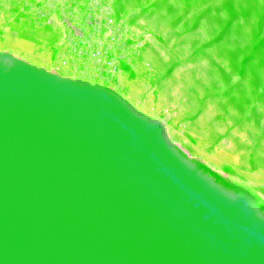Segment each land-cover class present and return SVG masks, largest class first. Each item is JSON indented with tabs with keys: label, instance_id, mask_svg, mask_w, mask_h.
I'll list each match as a JSON object with an SVG mask.
<instances>
[{
	"label": "water",
	"instance_id": "water-1",
	"mask_svg": "<svg viewBox=\"0 0 264 264\" xmlns=\"http://www.w3.org/2000/svg\"><path fill=\"white\" fill-rule=\"evenodd\" d=\"M0 264H264V200L118 93L0 53Z\"/></svg>",
	"mask_w": 264,
	"mask_h": 264
},
{
	"label": "rangeland",
	"instance_id": "rangeland-1",
	"mask_svg": "<svg viewBox=\"0 0 264 264\" xmlns=\"http://www.w3.org/2000/svg\"><path fill=\"white\" fill-rule=\"evenodd\" d=\"M117 4L154 38L148 51L158 72L156 103L172 115L175 140L194 160L264 200V0ZM18 42L26 50L8 39L0 53L46 66L34 44Z\"/></svg>",
	"mask_w": 264,
	"mask_h": 264
},
{
	"label": "built area",
	"instance_id": "built-area-1",
	"mask_svg": "<svg viewBox=\"0 0 264 264\" xmlns=\"http://www.w3.org/2000/svg\"><path fill=\"white\" fill-rule=\"evenodd\" d=\"M8 39L34 44L37 55L49 59L41 68L51 74L124 99L138 91L164 124L167 112L156 103L158 72L148 51L154 38L134 15L121 14L117 0H0V42Z\"/></svg>",
	"mask_w": 264,
	"mask_h": 264
},
{
	"label": "bare ground",
	"instance_id": "bare-ground-1",
	"mask_svg": "<svg viewBox=\"0 0 264 264\" xmlns=\"http://www.w3.org/2000/svg\"><path fill=\"white\" fill-rule=\"evenodd\" d=\"M18 40H13V43L15 44L14 45V47L15 48H17V49H24V50H26L25 48H24V46L22 45V43L21 42H18ZM5 52H8V51H5ZM29 54H31V52L29 51L28 52ZM15 58H18V56L17 55H15V54H12ZM49 60V59H48ZM136 96H137V94L136 93H132L130 96H125V100H127L128 102H130L135 108H137L140 112H142L143 114H145V115H147V116H149L150 118H153V119H157V117L155 116V115H153L150 111H149V108L145 105V104H142V102L139 100V99H137L136 98ZM172 117V115L171 114H169V112L167 111V117H166V119L165 120H163V122H164V125H165V127H166V130H167V133H168V135L176 142V144L188 155V157L191 159V160H194L193 158H192V156L189 154V152L187 151V150H185L184 148H183V146L178 142V141H176L175 140V138H174V136H175V134L177 133V131H175L174 129H173V127L170 125V122L169 121H171L170 119H172L171 118ZM202 163H204L203 161H201ZM211 168V167H210ZM212 170H214L215 172H217V173H219L221 176H223V177H226V174L225 173H223V172H218V171H216L215 169H213V168H211ZM260 197H263L262 195H260Z\"/></svg>",
	"mask_w": 264,
	"mask_h": 264
}]
</instances>
